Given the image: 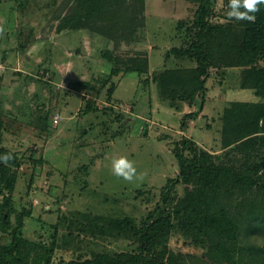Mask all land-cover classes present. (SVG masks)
Instances as JSON below:
<instances>
[{"label": "rangeland", "instance_id": "obj_1", "mask_svg": "<svg viewBox=\"0 0 264 264\" xmlns=\"http://www.w3.org/2000/svg\"><path fill=\"white\" fill-rule=\"evenodd\" d=\"M202 1H208V8L201 15ZM75 3L0 0V113L5 145L23 158L12 195L17 211L31 213L22 229L32 242L22 249L29 262L45 252L40 244H52L54 224L63 216L67 220L59 221L55 250L46 255L51 264H76L96 252L137 253L136 238L112 220L127 216L140 224L149 215L171 209L164 202L169 189L175 203L187 193L191 184L172 183L180 173L176 143L190 137L216 154L217 162L238 165L241 153L226 148L223 140L227 109L234 101L264 103V90L256 93V88L242 85L252 66H264V58L255 65H228L226 49L214 46L206 56L204 100L200 95L193 103H172L155 81V73L172 70L184 75L183 70L198 66L197 54L211 37L202 30L201 17L214 32L224 34L227 50H234L238 40L233 25L238 27L227 17L226 0H112L84 27L60 30L63 16ZM175 49L192 54L177 55ZM111 55L122 60L147 56L149 71L126 74L124 64L114 63L115 73ZM179 82L170 86L178 96L189 87ZM198 108V117L187 119L183 128L184 114ZM119 156L133 161V181L113 174L111 161ZM88 216L98 227L80 231V237L69 235L70 230L78 233ZM103 223L104 230L99 228ZM263 231L245 240H260ZM9 240V234L0 232V244ZM161 248L166 259L170 255L181 263L208 262L206 249L177 229Z\"/></svg>", "mask_w": 264, "mask_h": 264}, {"label": "trees", "instance_id": "obj_2", "mask_svg": "<svg viewBox=\"0 0 264 264\" xmlns=\"http://www.w3.org/2000/svg\"><path fill=\"white\" fill-rule=\"evenodd\" d=\"M76 3L63 16L59 29H80L96 14L102 11L112 0H75ZM208 1H202L201 15L208 8ZM229 5V0H226ZM255 22L237 21L234 29L237 31L238 44L234 50H227L225 38L221 32H214L212 26L203 22L199 24L202 30L211 34L210 42L197 54L198 66L183 70L184 75L175 71H161L155 73V81L165 98L172 103L176 100L193 103L197 96L205 99L207 92V75L209 64L207 54H211L214 47L225 50L226 63L255 65L260 58H264V5L259 6L255 13ZM217 33V34H216ZM200 34V33H199ZM207 34V33H206ZM203 35L205 33L203 32ZM213 35H216L213 37ZM219 37L220 39H218ZM216 45V46H215ZM214 46V47H213ZM199 47V43H197ZM223 52V51H221ZM177 55L192 54L191 50L175 49ZM203 53V54H202ZM113 71L117 73L115 64L122 63L126 74L142 75L149 71V60L145 56L142 60L131 58L122 60L120 57L110 56ZM115 63V64H114ZM119 69V68H118ZM189 85L178 96L177 91L170 88L172 83ZM185 82V83H184ZM243 87L256 88V93L264 90V66H252L243 77ZM203 105H201L202 107ZM198 108L186 112L183 116L182 127L186 128L187 119H195L199 115ZM227 121L224 127V145L241 153L238 165L216 161V154L200 148L190 137H183L176 143L174 155L180 166V173L172 180L173 187L177 182L191 184L187 193L175 203L171 189L164 193V202L171 205V209H163L157 215H149L140 224H136L131 217L113 218L115 227L132 233L138 242L137 253L121 252L116 255L108 253H93L91 258L76 260V264H187L178 262L166 252V237L172 229H177L191 238L192 242L206 249V264L218 262L227 264H264V235L260 240L249 243L245 237L258 234L264 230V103L234 101L227 109ZM5 120L0 113V155L12 153L14 159L7 165L0 162V232L9 234L10 240L0 244V264H51L47 253H53L56 247L59 221L54 227L56 234L50 246L40 244L45 252L34 262H29L23 254V247L32 243L22 234L25 217L30 211H17L13 203L12 192L18 180V170L23 164V158L17 150L5 145ZM260 148V149H259ZM170 187L167 184L166 187ZM254 192L257 193V195ZM240 199V203L235 201ZM16 215V220H15ZM71 217L70 222L73 224ZM107 219V218H106ZM105 219V220H106ZM108 220V219H107ZM77 221V219H76ZM74 222L77 224V222ZM111 220H108L110 222ZM90 222V223H89ZM92 217L87 222H80L79 232L69 235L80 237V231H93L98 226ZM89 223V224H88ZM105 223V222H104ZM99 228H103L105 224ZM90 225V226H89ZM89 226V227H88ZM68 228H73L68 225ZM89 229V230H87ZM102 231V230H101ZM264 232V231H263ZM35 244V243H33Z\"/></svg>", "mask_w": 264, "mask_h": 264}, {"label": "clouds", "instance_id": "obj_3", "mask_svg": "<svg viewBox=\"0 0 264 264\" xmlns=\"http://www.w3.org/2000/svg\"><path fill=\"white\" fill-rule=\"evenodd\" d=\"M264 5V0H229V11L227 17L229 20L255 22L256 15L259 11V6ZM3 29H0L2 32ZM14 159L12 153L0 155V162L7 165ZM111 169L115 176L122 178L125 181L131 182L137 177V169L133 161L126 156L113 158L111 161Z\"/></svg>", "mask_w": 264, "mask_h": 264}]
</instances>
